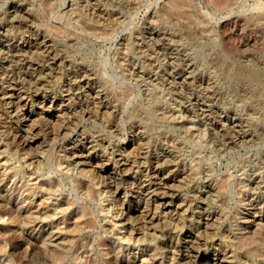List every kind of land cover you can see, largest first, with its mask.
Instances as JSON below:
<instances>
[{"label":"rangeland","instance_id":"obj_1","mask_svg":"<svg viewBox=\"0 0 264 264\" xmlns=\"http://www.w3.org/2000/svg\"><path fill=\"white\" fill-rule=\"evenodd\" d=\"M0 36V63L10 57L16 68H44L64 58L50 70L54 94L71 68L89 61L109 107L104 115L63 113L49 125L47 115L35 114L28 130L38 142L26 155L13 144L15 127L0 105V196L16 210L25 197L39 205L32 235L40 248L56 235L50 241L59 259L51 264H186L173 246L190 230L205 240L200 257L217 247L229 263L264 264L263 223H242L264 213V0H0ZM29 39L45 40L47 48L22 55L18 46ZM80 133L102 139L97 154L111 164L138 139L128 159L134 179L112 182L95 168L70 165L64 151ZM156 164L179 209L156 229L133 214L135 233L128 234L116 223L121 201L105 184L143 202L132 183L152 182ZM16 216L21 225L0 219V264L27 261L11 255L6 241L31 234L24 213Z\"/></svg>","mask_w":264,"mask_h":264},{"label":"bare ground","instance_id":"obj_2","mask_svg":"<svg viewBox=\"0 0 264 264\" xmlns=\"http://www.w3.org/2000/svg\"><path fill=\"white\" fill-rule=\"evenodd\" d=\"M16 14H19V13H15L14 15L12 14V16L14 17ZM22 17H23V15H22ZM25 19L28 20V18H25ZM26 27L28 28V26H26ZM11 32H12V30H11ZM0 38H1V36H0ZM21 39H25V38H21ZM46 43H47V41H45V40L39 41L37 39H32V40L29 39L23 43H20L17 51L19 53H21L22 55L28 54V53L31 54V52H33L34 50H39L42 47L47 48V46L45 45ZM7 44L3 45V47L7 48L8 47ZM14 44H15V42H14ZM51 50H52V48H51ZM41 51L42 50H40V52ZM7 54H8V51H7ZM30 54H28V55H30ZM41 54H42V52H41ZM57 55H59V54H57ZM3 56H4V54H3ZM4 58H5V56H4ZM37 58H39V57L37 56ZM9 59L10 60L5 59V61H3V62L1 61V63H0V105L5 106L6 113H7L8 117L11 119L12 127H13V125L15 127V135L13 136V138L11 137V139H13L12 141H13V144L16 145L15 147H17V151H21L23 154H26V155H31L29 152L34 150V148L36 147L35 144L38 142V138H37L36 134H33L34 129L32 128V129L28 130L29 129L28 123L31 121V119L33 118V116L35 114L38 116L43 115V114L47 115V122L49 125L50 122L57 121L63 113L67 114V117L69 119H71L72 116H74L77 113L81 114V116H91L90 114H91L92 110H93L94 114L100 113L102 115H104L105 113H107V111H109L108 105L106 103H104V101H105L104 100V98H105L104 97V91L99 89V86L97 85L98 82L96 81V78H95V70L90 66L89 61L84 62L85 65L83 67L77 66V67L71 68L70 72L67 73V76L65 78L66 80H65L64 88L59 93L54 94L53 93V87H52L53 77L51 76L50 70L52 67L54 68V67H57L58 65H60L63 62L64 58H57V57L51 58L50 61L47 63V67H44V68H42L40 65H38V63H33V62H31V63L26 62V63H24V65H22L21 68H19V66L16 68V67H13L11 65L13 58L11 59L9 57ZM25 59H23V60L25 61ZM33 61H34V59H33ZM84 61H86V60H84ZM16 63H17V61H16ZM44 63H46V62H44ZM13 65H14V63H13ZM99 77L100 76H98V78ZM183 79H184V77H183ZM184 80H186V79H184ZM170 83H171V81H170ZM56 84H58V83H56ZM106 96H107V94H106ZM83 104H85V108H83ZM201 109H202V107H201ZM186 112H187V110H186ZM5 119H6V117H5ZM69 119H67V120H69ZM102 120H104V119H102ZM71 121H73V120H71ZM7 135H8V132H7ZM84 135H82L81 133L79 135H74V139H73V142L71 143V146L69 148L65 149V151H64V157L66 156L69 159L70 165H72L75 169L79 168L81 170H83L85 167H89V168H93V169L95 168V169H97V173L99 174L98 177H100L101 179H104V180L113 179L112 182L113 181L124 182L126 180H130V179L133 180L134 179L132 177V171L133 170H131V168H128L129 167L128 166L129 165L128 159L131 156V154H133V151H135V149L137 148L135 146L136 145L135 142L138 139H136V141L131 140L128 143V146H126V148H121L120 150H118V152L115 156V160H114L113 164H111L109 162V160H104L103 156H99L97 154L96 149L99 146L103 147V145H104L102 139L94 138L93 136H87V135L84 136ZM3 143L4 142H2V144ZM126 149H127L128 153L124 152ZM35 150H34V152H35ZM136 151H138V150L136 149ZM161 154H162V152H161ZM133 156H134V154H133ZM36 157H37V155H36ZM160 157H161V159H164V155L160 156ZM33 158H35V155L33 156ZM155 161L156 162L158 161V157L155 159ZM242 166H244V165H242ZM182 171H183V169H182ZM3 174H5V173H3ZM150 174H151V176H153L152 178L154 180L153 181L151 180L152 182H149L148 184H143L142 182L136 183V182L132 181L133 182L132 187H134L136 189V191L141 196V198L143 197V199H144L143 202H140V201L132 202V201H130L128 199V197L125 195V193L122 192L123 190L119 187V185L117 186L116 183H115V185L110 184V186L107 183L105 184L106 187H108V188L113 187L111 198H114L116 200L121 201L120 207L116 208L115 209L116 211L114 210L115 218L117 219L116 223H117V225H120L121 228L124 229V231L128 232V234L130 233L132 235L135 233V231L132 229V227L129 226V221H130V218L133 214H137L138 216L142 215L144 223L149 225L150 228L155 227V229H156L157 224L164 223L166 221L169 222V220L171 221L172 216L175 215L179 209V206L174 205L175 196H174V193L170 192V187L168 186V182H169L168 176L166 177L162 174L160 167L157 166V164L154 165L150 169ZM250 176H251V174H250ZM101 184H103V183L101 182ZM1 187L2 186L0 185V188ZM2 196L3 195L0 196V205L1 204L3 205V207H0V219L3 216H7L8 219L10 220V222H16L18 225H21L20 220L18 219V216H16L19 214V211H21L24 213V216L26 219V221H25L26 230L31 231V234L26 233L25 235H21V236H18L17 234H12L10 237H8L6 239V241L9 243L10 248L9 247L8 248L11 251L10 252L11 255L14 256L15 253H17L19 255L24 254L26 259H27V261L25 263L23 262L24 264H36L37 261L40 262L41 264H51V261L52 262L57 261L59 259V251L56 247V244H54L50 241V239L54 238L56 235L53 234L52 236H50L49 242L46 244H43V248H40L37 244L38 235L36 237L34 235H32V232H34L36 230V224L38 223L39 205H38V207L32 206L33 203L27 202L28 198L25 197V199H23L22 203H20L21 206L19 207V209L16 210L13 206L10 205V198H6V197H2ZM136 198H137V196H136ZM199 198H201V197H199ZM151 206L153 207L152 210L150 208ZM257 215H258V212H257ZM200 216L206 217L205 221H213L214 219H212V218L215 217L213 214H206V213H202ZM256 216L255 215H254V217L251 216L252 218H248L246 216V217L242 218V223L244 225L251 224V223L252 224L256 223V224L262 225V223H263V225H264V213L262 215H258L257 217ZM195 219H197V217H195ZM207 225L208 224H206V226ZM149 226H147V227H149ZM160 227H163V226H160ZM14 229H16V228L14 227ZM185 234L186 235H184L182 237V242L174 245L173 250H175V254L177 253L178 258L186 260V264H232V263H229L227 261L228 257L226 256L227 255L226 252H222V251H220V249L219 250L216 249L217 247L211 248L209 253H206L203 257H200V251L205 246V240L200 238L197 233H195L194 231H191V230ZM133 236H135V235H133ZM24 246L27 247L26 252L21 251V250H23L22 248ZM4 251H5V246L1 245L0 246V252H4ZM39 251L41 252L42 255L38 256L39 258L35 257V255L37 254L36 252H39ZM38 255H39V253H38ZM36 258H38V259H36ZM20 263H22V262H20Z\"/></svg>","mask_w":264,"mask_h":264}]
</instances>
